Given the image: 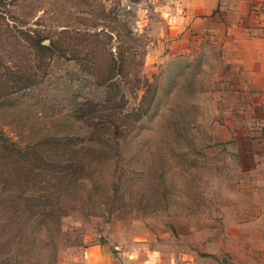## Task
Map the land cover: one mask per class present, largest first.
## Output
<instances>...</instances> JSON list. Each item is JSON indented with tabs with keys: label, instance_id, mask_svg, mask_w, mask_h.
<instances>
[{
	"label": "rangeland",
	"instance_id": "374dc122",
	"mask_svg": "<svg viewBox=\"0 0 264 264\" xmlns=\"http://www.w3.org/2000/svg\"><path fill=\"white\" fill-rule=\"evenodd\" d=\"M172 11L0 0V264H264L258 117Z\"/></svg>",
	"mask_w": 264,
	"mask_h": 264
},
{
	"label": "crops",
	"instance_id": "0c3cea01",
	"mask_svg": "<svg viewBox=\"0 0 264 264\" xmlns=\"http://www.w3.org/2000/svg\"><path fill=\"white\" fill-rule=\"evenodd\" d=\"M171 5L174 30L188 24L194 38L204 36L208 47L220 49L225 99L237 103L236 114L247 108L253 120L258 117L253 129L263 135L262 153L252 154L251 170L244 169L245 155L240 162L242 173L252 171L253 182L264 183V0H171Z\"/></svg>",
	"mask_w": 264,
	"mask_h": 264
}]
</instances>
